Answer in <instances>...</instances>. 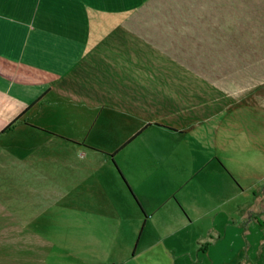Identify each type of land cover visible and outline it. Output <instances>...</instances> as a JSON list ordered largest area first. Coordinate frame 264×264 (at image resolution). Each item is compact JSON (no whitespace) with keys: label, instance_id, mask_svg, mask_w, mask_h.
I'll return each mask as SVG.
<instances>
[{"label":"crops","instance_id":"0c3cea01","mask_svg":"<svg viewBox=\"0 0 264 264\" xmlns=\"http://www.w3.org/2000/svg\"><path fill=\"white\" fill-rule=\"evenodd\" d=\"M148 1L0 0V156L24 164L20 147L62 140L66 147L44 170L61 185L63 172L87 164L71 154L89 151V195L100 202L89 205V264H190L198 255V264H264V195L241 215L256 212L258 223L234 219L232 227L237 210L227 205L240 193L230 173L237 177L238 153H260L241 160L246 169L263 164L264 130H247L249 120L230 112L237 98L222 104V94L239 87L191 63L183 33L159 32L155 21L154 32L142 30L136 13ZM214 12L200 16L199 30L212 24L215 39L237 37L222 27L232 12ZM134 44L195 72L212 96L142 79L155 68L142 69L140 53L127 49ZM229 225L235 238L224 239ZM26 226L6 223L8 243L45 241Z\"/></svg>","mask_w":264,"mask_h":264},{"label":"rangeland","instance_id":"374dc122","mask_svg":"<svg viewBox=\"0 0 264 264\" xmlns=\"http://www.w3.org/2000/svg\"><path fill=\"white\" fill-rule=\"evenodd\" d=\"M219 5L222 12L231 11L233 14L231 24L222 26L226 31L231 28L236 33L237 37L232 40L223 34L222 38L215 39L218 36L213 32L212 24H207V29L203 31L199 30L200 16H205V21H208L209 16L217 13L214 9ZM136 17L143 24H140L142 30L154 32L152 27L155 21L159 32L168 33L174 28L177 33H183L180 36L186 42L184 46L189 48L190 53L186 57H190L191 63L202 62L207 68L206 76L221 81H228L232 77V87H239L231 92V97L222 94V104L237 98L230 112L237 114L239 119L249 120L253 128L247 130H264V0H149L137 11ZM151 17L153 20H150ZM129 26L127 28L130 29ZM127 49L140 53L143 70L148 66L155 68L148 75H143L142 79L183 82L190 88L196 86L200 92L203 91L204 97L210 93V85L202 77L175 60H167L165 56L154 55V52H144L143 44H134ZM231 50L233 54L236 53L231 55ZM219 64L226 69L212 71ZM40 145L32 147V150L29 148V152L25 147L17 149L19 156L24 154L26 157L24 164H9L7 154L5 157L0 156V264H89V205H100L96 195H89V151L82 154L73 152L72 161L87 164H78L76 169L68 168L67 173H62L61 185H54L44 170L52 169L55 157L64 150L66 144L56 140ZM259 154L254 148L240 151L238 178L230 172L240 191L236 199L227 203L237 210L232 211L228 219L232 227L235 220L246 225L247 222L251 223V218L258 223L256 212L252 211L253 216L250 218L241 215L255 199L264 195V159L262 165L261 161H255L247 169L241 160L245 157L256 159ZM34 201H39L35 203L38 211L28 215L35 209ZM7 209L20 210L22 213L12 216L6 214ZM6 223L35 226L45 241L34 243L24 238L28 242L23 244L25 247L15 242L8 243L4 232ZM232 227L229 225L226 230L223 227L224 239H228L229 235L235 238ZM240 236L241 228L238 240ZM221 243L222 240L218 241V245ZM204 244L201 243L203 247ZM209 254L213 255L211 252ZM198 256L197 259H190V264H198L202 259Z\"/></svg>","mask_w":264,"mask_h":264}]
</instances>
